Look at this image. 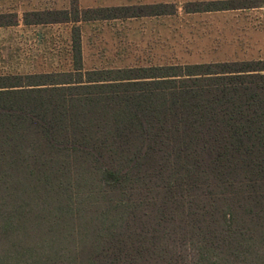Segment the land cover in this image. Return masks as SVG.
<instances>
[{"label": "trees", "instance_id": "16d2710c", "mask_svg": "<svg viewBox=\"0 0 264 264\" xmlns=\"http://www.w3.org/2000/svg\"><path fill=\"white\" fill-rule=\"evenodd\" d=\"M174 12L72 0L24 22ZM71 35L66 71L0 74V264H177L187 245L194 264H264V60L84 69Z\"/></svg>", "mask_w": 264, "mask_h": 264}, {"label": "rangeland", "instance_id": "374dc122", "mask_svg": "<svg viewBox=\"0 0 264 264\" xmlns=\"http://www.w3.org/2000/svg\"><path fill=\"white\" fill-rule=\"evenodd\" d=\"M17 1L0 0V9L11 7L20 11L22 3L25 9H70L72 3V0H19V3ZM191 1L208 0H79L80 8L174 3L175 12L40 25L24 28V31L21 27L0 28V70L35 73L66 71L71 68L73 26L79 27L80 30L85 69L186 64L210 58L212 55L223 56L227 47L230 49L232 45L230 36L232 29L226 28L225 14L213 13L215 11L187 13L184 5ZM250 1L264 5V0ZM32 32L40 35L39 44L31 41ZM22 34L26 39L24 45L21 41L17 44L16 40L13 44L10 43V37L14 39ZM2 61H7L9 65ZM148 235L151 236V230ZM148 239L153 243L152 237ZM163 241L165 240L161 242ZM189 249V245L186 246V250L183 246H176L168 258L176 259L177 264H184L181 256H187L186 263L194 264L195 254ZM143 264L164 262L157 258L149 262L145 260Z\"/></svg>", "mask_w": 264, "mask_h": 264}, {"label": "crops", "instance_id": "0c3cea01", "mask_svg": "<svg viewBox=\"0 0 264 264\" xmlns=\"http://www.w3.org/2000/svg\"><path fill=\"white\" fill-rule=\"evenodd\" d=\"M17 3H19V0L17 1ZM22 5H23L22 10L20 11L17 10V8H11V7L7 9H0V14L4 16V21H6L0 25V28L11 29L14 27L17 28L21 27L22 31H24V28H28V27L57 24V23H25L24 15L26 12L55 10V9L54 8L38 9V10L25 9V5L23 3ZM213 13L225 14L226 28L232 29L231 30L232 35H230L232 37L231 38L232 45L230 49L227 47L226 53L223 56L212 55L210 56V58L207 59L204 58L200 61L192 62V63L264 60V5L255 4V6L252 7L220 10V11H215ZM233 29H235L234 33H233ZM237 30H239V33H237ZM24 36L25 35L22 34L14 39H11L10 37L9 38V40H11L10 43L13 44L14 41L16 40L17 44L19 41H21L22 45H24L26 40ZM32 36L33 39L31 38V41L34 42L35 44H39L40 35L38 33L32 32ZM35 37L37 39H35ZM81 52H82V47H81ZM6 54H8V49L6 51ZM83 59L84 57L82 55V61ZM2 63L9 65L7 61H2ZM192 63H186V64H192ZM46 72H52V70L44 71V72H35V73H46ZM0 74H26V73L18 72V71L0 70Z\"/></svg>", "mask_w": 264, "mask_h": 264}]
</instances>
